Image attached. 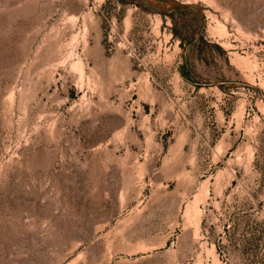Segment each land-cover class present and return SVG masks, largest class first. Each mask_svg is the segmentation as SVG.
Wrapping results in <instances>:
<instances>
[{
  "label": "rangeland",
  "instance_id": "374dc122",
  "mask_svg": "<svg viewBox=\"0 0 264 264\" xmlns=\"http://www.w3.org/2000/svg\"><path fill=\"white\" fill-rule=\"evenodd\" d=\"M0 264H264V0H0Z\"/></svg>",
  "mask_w": 264,
  "mask_h": 264
},
{
  "label": "bare ground",
  "instance_id": "6f19581e",
  "mask_svg": "<svg viewBox=\"0 0 264 264\" xmlns=\"http://www.w3.org/2000/svg\"><path fill=\"white\" fill-rule=\"evenodd\" d=\"M74 67H77L78 69L80 68L81 72H83L81 62H78V63L74 64ZM202 197H204L203 194L195 196L194 201L189 203L188 206H187V214L193 215L192 213H196V214L199 213V210L197 209L198 208L197 207V203L200 200H202Z\"/></svg>",
  "mask_w": 264,
  "mask_h": 264
}]
</instances>
